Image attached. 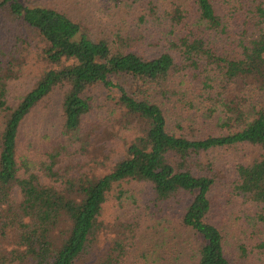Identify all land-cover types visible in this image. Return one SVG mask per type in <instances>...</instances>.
I'll use <instances>...</instances> for the list:
<instances>
[{
  "label": "trees",
  "instance_id": "1",
  "mask_svg": "<svg viewBox=\"0 0 264 264\" xmlns=\"http://www.w3.org/2000/svg\"><path fill=\"white\" fill-rule=\"evenodd\" d=\"M107 1L123 16L88 27L0 0V264H131L138 222L101 218L129 182L148 184L159 212L180 204L184 238L157 264H255L264 238L216 209L239 199L264 233V155L236 161L227 181L209 156L264 150V0ZM56 90L55 145L27 157L23 123ZM75 154L90 169L61 165Z\"/></svg>",
  "mask_w": 264,
  "mask_h": 264
},
{
  "label": "rangeland",
  "instance_id": "2",
  "mask_svg": "<svg viewBox=\"0 0 264 264\" xmlns=\"http://www.w3.org/2000/svg\"><path fill=\"white\" fill-rule=\"evenodd\" d=\"M181 1L185 5H189V0ZM42 3L51 4L57 9L68 11L75 19L87 23L88 27H92V24L96 21L105 24L115 23L118 18L123 16L116 9H112L107 0H28V4ZM25 88V85L23 86V83H21L18 89L22 92ZM61 93V90L53 92L23 123L19 143L21 152L25 156L39 160L43 158L47 144L56 141L59 129L57 116ZM98 94L101 100H104L107 93L100 89ZM172 127H174L173 124ZM101 141L104 142V140ZM53 144L55 145V143ZM97 144L99 143L97 142ZM109 144L112 143L109 142ZM261 154L264 155V150L260 148L239 146L214 150L209 157H214L217 168L225 171L224 180L227 181L231 167L236 161L250 159ZM61 165L73 166L80 171L90 169L88 163L84 161V157L76 154L64 157ZM122 188L127 191L126 196L118 201L116 199L117 192L114 190L104 204L101 218L105 222L115 219L124 221L135 219L138 222V228L137 238L131 247V264H157V255H166L164 252L167 248H178V243L184 238V233L181 232L177 222V215L181 212L180 204L172 201L171 203H165L162 205V211L159 212L158 206L154 204L153 190L148 184L129 182L124 183ZM218 193H222L221 188H219ZM181 199L184 202V197H181ZM218 201L220 203V206L216 209L218 214L227 216L230 222L240 223L247 240L254 243L257 238H264V233L260 234L261 227L257 231L246 224L242 211L245 208L247 209L248 206L243 204L241 200L234 199L226 204V198L220 196ZM227 217L225 218L228 220ZM228 241L233 244L234 240L230 238ZM254 256L255 260L253 261L255 264H264V254L254 253Z\"/></svg>",
  "mask_w": 264,
  "mask_h": 264
}]
</instances>
